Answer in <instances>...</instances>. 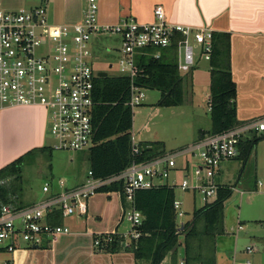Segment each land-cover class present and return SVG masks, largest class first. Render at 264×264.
<instances>
[{
	"label": "built area",
	"instance_id": "2783aa9c",
	"mask_svg": "<svg viewBox=\"0 0 264 264\" xmlns=\"http://www.w3.org/2000/svg\"><path fill=\"white\" fill-rule=\"evenodd\" d=\"M82 2V19L74 24L49 23L43 6L0 9V113L21 108L44 110L52 138L51 149L72 153L89 151L95 145L92 113L99 72L93 64L99 37L105 34L120 37L115 76L131 80L132 108L145 99L144 89L134 83L139 72V56L159 59L161 50L177 43L179 73L186 76L195 68L197 59L209 63L213 54L214 32L210 28L173 23L161 5L154 9L153 23L143 24L129 18L103 26L98 22V0ZM259 134L264 137V117L221 133L204 135L173 154L133 162L108 178H95L89 170L84 182L76 186H69L63 179L46 182L43 199L30 205L21 204L20 197L13 196L9 203L0 202V249L12 255L9 264H14L17 253L29 255L53 250L62 237L72 233L63 224L54 225L51 219L58 212L64 219L87 217L91 199L99 194L116 195L121 203L125 200L127 208L122 203V220L126 218L132 227L126 238L137 240L144 219L134 207L135 195L140 190L164 186L154 182V177L168 180L169 171L177 167L176 157L198 156L199 160L193 164L186 159L179 171L182 178L166 186L191 195L194 202L198 196L204 207L217 200L218 191L224 186L218 182L222 164L237 160L241 143ZM131 142L133 154L140 155V142H136L133 133ZM162 165L166 166L163 170ZM9 181H1L0 185ZM116 183L122 185L121 191L101 192ZM173 208L181 232L188 221L180 224L179 221L187 212L177 198ZM242 229L239 225L238 231ZM44 244L52 246L43 248ZM94 246L98 248L100 241H94ZM247 252L252 254L253 249Z\"/></svg>",
	"mask_w": 264,
	"mask_h": 264
},
{
	"label": "trees",
	"instance_id": "16d2710c",
	"mask_svg": "<svg viewBox=\"0 0 264 264\" xmlns=\"http://www.w3.org/2000/svg\"><path fill=\"white\" fill-rule=\"evenodd\" d=\"M177 50V43H174L171 47L161 50L159 59L151 55H142L137 59L139 72L134 83L144 90H156L161 93L157 107L175 108L184 103V78L179 73ZM209 64L211 134H217L241 124L237 120L238 90L231 71V39L228 34H213V54ZM131 84L129 78L117 76L98 78L96 81L94 96L96 106L92 113L95 145L88 151L90 171L95 178L103 179L117 175L133 162L139 163L165 154L161 142H140V155L133 154L131 135L134 111L129 105ZM260 138L256 136L252 140L243 141L240 145L241 153L237 161L243 163L241 177ZM23 158L24 155L0 169V182L10 180L7 184L0 185L2 203H9L13 196L20 197L22 194ZM232 188L233 186H222L218 191L217 200L196 210L193 220L187 222L181 232L178 230L173 208L176 199L174 189L164 185L137 191L134 207L144 221L138 228L140 238L132 240L130 246L135 259L150 264H162L169 255H172L176 260L181 246L179 238L184 235L188 263L199 260L202 264H217L216 257L213 260L205 257L196 258L192 256V251L196 243L199 244V248L202 247L201 239L215 240L224 234L225 204L233 196ZM121 190L122 185L116 183L101 189V192ZM122 203L126 210L127 204L124 199ZM51 221L54 225H61L63 218L58 212ZM94 240L100 241L98 249L110 254L120 253L123 249L124 238L118 235L97 236ZM4 252L0 249V253Z\"/></svg>",
	"mask_w": 264,
	"mask_h": 264
},
{
	"label": "crops",
	"instance_id": "0c3cea01",
	"mask_svg": "<svg viewBox=\"0 0 264 264\" xmlns=\"http://www.w3.org/2000/svg\"><path fill=\"white\" fill-rule=\"evenodd\" d=\"M49 1L53 4L59 3L61 6L59 12L61 23L56 24H74L82 19L84 9L82 0ZM98 4V22L103 26L116 25L129 18L143 24L153 23L154 9L161 5L165 8L168 20L173 23L191 27H208L214 33L228 34L231 39V71L238 90L237 120L242 124L264 117V0H98ZM20 7H25V0H0V9ZM206 100L209 105L210 88ZM209 112L211 119L210 108ZM44 124L42 113L37 110L0 113V169L18 156V152H14V146H18L21 140L24 141L25 136H28L27 139L30 142L36 141L33 137L34 129L40 133L41 127L44 129ZM25 127H28V130L33 129L32 133L29 130L30 135L21 134L18 137V129ZM203 134L191 144L203 137ZM44 138L43 135L42 147ZM254 150L255 154L252 161H249L245 177H240L243 181L238 187L242 192L254 187L253 185L251 188L245 182L248 175L255 176L258 173L257 163L261 156L258 144ZM79 184L75 183L73 186ZM122 217L123 207L118 196L106 194L95 196L89 203L88 216L76 217L78 218L77 229L67 226L68 218H63L62 224L66 225L72 234L62 237L53 250L33 253L32 264H142L143 262V264H150L147 261L135 259L130 248L132 239L126 238L132 227L125 234L119 232L123 223ZM101 235L123 237L121 252L110 254L96 248L94 239ZM183 249L181 247V250H178L176 260L169 255L162 264H190L186 261V252ZM12 258L11 255L10 261ZM14 264H16L15 256ZM191 264L202 263L197 260Z\"/></svg>",
	"mask_w": 264,
	"mask_h": 264
},
{
	"label": "rangeland",
	"instance_id": "374dc122",
	"mask_svg": "<svg viewBox=\"0 0 264 264\" xmlns=\"http://www.w3.org/2000/svg\"><path fill=\"white\" fill-rule=\"evenodd\" d=\"M41 6L46 8L49 23H61L59 19L61 6L59 3L54 2L53 4L49 0H25V8ZM95 46L97 50H94L96 54V60L93 64L94 70L96 72H107L109 76L117 75L118 50L121 46L120 37L105 34L98 38ZM108 48L110 52L107 51ZM109 65H113V67L109 68ZM210 69L208 62L197 59L196 66L192 72L183 76L184 103L179 107H157L161 93L156 90H144V101L141 105L133 108L134 122L132 133L136 138V142H161L164 145L165 153L170 155L191 145V142L198 139L204 132L203 136L211 134L209 105L206 100L211 85ZM18 130V137L21 134L30 135L28 127L19 128ZM44 137L43 147L33 149V151L24 155L23 158V182L20 199L21 204L24 205H30L43 199L44 193L42 189L46 182L53 181L56 183L58 180L63 179L73 186L75 183L84 182L90 170L87 150L72 153L51 149L52 138L46 115ZM262 137V135H258V138H260L258 147H260L261 153L257 163L258 173L255 176L250 174L245 179L247 180L245 182L251 188L254 185L253 189H247V191L242 192L238 187L243 181L240 178L243 163L237 160L222 164L220 177L218 178L220 184L233 186L237 189L231 199L227 201L225 208L226 210L237 203L239 225L243 228L236 233L234 252H228L229 258L234 264H248V262H251V264H264V138ZM188 158L193 164L199 160L198 156L195 159L192 156H178L176 157L177 167L175 170L171 169L169 171V179L160 181L154 177V182L167 185L173 181L180 180L182 176L179 171ZM165 167V165H162L160 169L163 170ZM244 174L243 178L245 177ZM260 184H262V187H260ZM256 186L257 188H255ZM176 198L183 203L184 210L187 212L185 218L180 220L179 224L186 221L191 222L195 211L203 207L202 201L198 196L195 197L194 202L191 195L185 194L180 189L176 190ZM77 221L78 218L76 217L68 218L66 224L75 229ZM130 228L131 224L125 218L119 232L125 234ZM184 238V235L180 236L181 246L178 250H181V247L185 249ZM201 241L203 245L200 248L198 243L194 244L192 256L213 260L217 252V239L205 238V240L201 239ZM51 246L44 244L43 248H50ZM249 248L253 249L252 254L247 252ZM10 259V254L6 252L0 253V264H6Z\"/></svg>",
	"mask_w": 264,
	"mask_h": 264
},
{
	"label": "water",
	"instance_id": "95a60500",
	"mask_svg": "<svg viewBox=\"0 0 264 264\" xmlns=\"http://www.w3.org/2000/svg\"><path fill=\"white\" fill-rule=\"evenodd\" d=\"M108 76L109 75L107 72L98 73L99 78H107ZM29 109L30 108H21L17 110H11L6 113H17V112L19 113V111H22V110L24 111V110H29ZM32 110L40 111L42 113L43 122L45 121L46 114L44 110L42 109H32ZM20 118L21 117H19V119ZM34 128L36 127L34 126ZM43 128H44V125H43ZM32 130H30L31 133H32ZM34 134H33V137L36 138V141L34 140V142H30V140L27 139L28 136H25L24 141L21 140L18 146L16 145L14 146V152H18V156L13 161L17 160L18 158L22 157L23 155L27 154L28 152L32 151L33 149L37 147L39 148L42 147L41 140L44 135V129H42L41 127L40 133L39 132L37 133L34 129ZM26 140H28V142ZM254 154H255V150L252 153L250 162L252 161ZM236 204H234L233 206L229 207L228 209L224 211V234L220 235L217 238V242H216L217 243V255H216L217 264H233V261L229 258L228 252L229 251L234 252L235 250L236 233L238 232V226H239V211L236 208ZM25 260H26V264H32L34 260L33 253L29 254L28 256L26 253L15 254L16 264H24Z\"/></svg>",
	"mask_w": 264,
	"mask_h": 264
}]
</instances>
